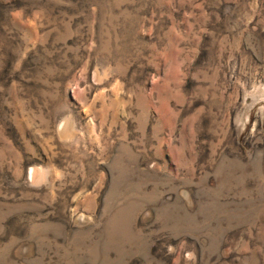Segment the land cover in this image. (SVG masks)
I'll return each mask as SVG.
<instances>
[{"label": "rangeland", "instance_id": "obj_1", "mask_svg": "<svg viewBox=\"0 0 264 264\" xmlns=\"http://www.w3.org/2000/svg\"><path fill=\"white\" fill-rule=\"evenodd\" d=\"M0 264H264V0H0Z\"/></svg>", "mask_w": 264, "mask_h": 264}, {"label": "bare ground", "instance_id": "obj_2", "mask_svg": "<svg viewBox=\"0 0 264 264\" xmlns=\"http://www.w3.org/2000/svg\"><path fill=\"white\" fill-rule=\"evenodd\" d=\"M34 173H36V172H32V176H33ZM33 178H34V177H33Z\"/></svg>", "mask_w": 264, "mask_h": 264}]
</instances>
